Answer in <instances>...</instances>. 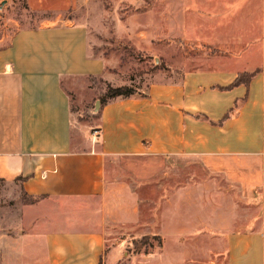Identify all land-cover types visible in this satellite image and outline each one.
<instances>
[{"label": "crops", "instance_id": "obj_1", "mask_svg": "<svg viewBox=\"0 0 264 264\" xmlns=\"http://www.w3.org/2000/svg\"><path fill=\"white\" fill-rule=\"evenodd\" d=\"M180 1L176 35L206 44L204 57L180 53L179 70L100 104L92 134L75 123L68 89L89 96L92 79L116 73L93 52L90 26L0 37V202L12 201L0 207V264H264V0ZM132 19L117 18L114 35L142 51L149 36ZM120 161L139 181L187 164L153 228L136 184L112 171ZM216 177L258 209L245 227L229 229L213 208ZM145 236L157 245L135 251Z\"/></svg>", "mask_w": 264, "mask_h": 264}, {"label": "rangeland", "instance_id": "obj_2", "mask_svg": "<svg viewBox=\"0 0 264 264\" xmlns=\"http://www.w3.org/2000/svg\"><path fill=\"white\" fill-rule=\"evenodd\" d=\"M180 2V0H0V37H3L1 39L5 44L21 28L81 21L90 26L94 38L93 52L110 58L114 66L112 71L116 73L114 82H107L102 77L92 79L89 82L92 88L89 96L83 97L82 93L80 98L76 90L68 89L75 123L85 125L87 133L92 134L96 130L94 125L100 107L99 98L105 93L108 85L128 86L134 93H141L145 90L150 76L157 70L170 68L179 70L182 67L178 65L181 61L180 53L185 56L191 54L198 55L199 58L204 57V53L209 49L206 44L183 40L176 35L179 31L176 16L187 18V11L181 9ZM129 16L133 18L132 24L127 22V25L141 27L149 36L146 49L142 51L133 43H124L114 35V23L117 18L126 22ZM229 35L234 37L235 32ZM159 36L163 37L162 40ZM234 47L231 46L230 49L234 51L236 49ZM217 50L224 51V48L222 46ZM172 54L176 56H173L174 60L171 59ZM200 63L202 62H192V65ZM74 140L76 143L79 141L78 135H75ZM118 164H115L112 171L122 178L130 177L131 182L136 184L142 201L143 221L151 224L149 227L153 228L157 224L154 214L159 211L161 202L170 198L174 186L188 181L186 162H165L163 173L158 172L151 179L142 181L137 179L139 168H126L127 165L121 161ZM195 167V173L190 171L189 174H195V179L199 180L201 175L197 166ZM214 181L219 186L218 191L211 192L213 208L219 206L226 210V218H222L221 221L226 220L229 229H241L248 224L247 219L257 217L258 209L255 205L237 201L235 188H226L221 177L214 178ZM24 201L29 200L25 197ZM11 203L12 201L0 202V207L10 206ZM141 242L142 239L133 241L132 248L134 249L136 245L141 247ZM157 243V238L148 236L147 244L140 250L148 251Z\"/></svg>", "mask_w": 264, "mask_h": 264}, {"label": "trees", "instance_id": "obj_3", "mask_svg": "<svg viewBox=\"0 0 264 264\" xmlns=\"http://www.w3.org/2000/svg\"><path fill=\"white\" fill-rule=\"evenodd\" d=\"M249 77V76H248ZM245 79H242V77L239 76V78H237L234 82V84L240 83L242 81H244ZM246 82V81H245ZM134 94V91L132 88L128 87V86H118V87H112L110 85L107 86V90L105 91V93L99 98V102L101 105L105 104L107 101H109L110 99L114 98V97H128L130 95ZM156 238V237H155ZM147 239L148 236H145L142 238V242H141V247L143 245L147 244ZM141 247H138L137 245L134 247L135 251H139L141 249Z\"/></svg>", "mask_w": 264, "mask_h": 264}, {"label": "built area", "instance_id": "obj_4", "mask_svg": "<svg viewBox=\"0 0 264 264\" xmlns=\"http://www.w3.org/2000/svg\"><path fill=\"white\" fill-rule=\"evenodd\" d=\"M94 133H96V131H94Z\"/></svg>", "mask_w": 264, "mask_h": 264}]
</instances>
